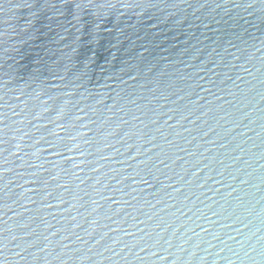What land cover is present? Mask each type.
Returning <instances> with one entry per match:
<instances>
[{
    "label": "water",
    "instance_id": "obj_1",
    "mask_svg": "<svg viewBox=\"0 0 264 264\" xmlns=\"http://www.w3.org/2000/svg\"><path fill=\"white\" fill-rule=\"evenodd\" d=\"M0 264H264V0H0Z\"/></svg>",
    "mask_w": 264,
    "mask_h": 264
}]
</instances>
